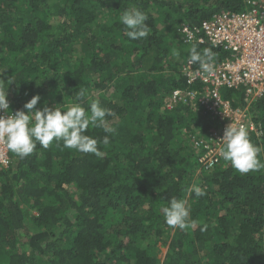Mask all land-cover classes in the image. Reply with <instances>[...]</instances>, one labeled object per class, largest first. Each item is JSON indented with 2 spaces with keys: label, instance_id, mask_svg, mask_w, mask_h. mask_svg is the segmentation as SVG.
Wrapping results in <instances>:
<instances>
[{
  "label": "trees",
  "instance_id": "1",
  "mask_svg": "<svg viewBox=\"0 0 264 264\" xmlns=\"http://www.w3.org/2000/svg\"><path fill=\"white\" fill-rule=\"evenodd\" d=\"M251 6L248 0H0V80L5 88L10 83L9 111L23 110L37 94V108L67 110L83 91L86 114L99 100L111 113L106 125L116 129L99 156L62 141L47 149L37 144L23 159L8 151L10 163L0 164V264H264V171L241 174L221 155L212 169L198 170L201 139L226 121L185 94L167 100L174 89L206 86L186 83L193 45L210 48L215 64L230 56L209 41L185 42L180 28ZM133 7L148 15L145 39L124 35L120 16ZM220 91L245 110L250 140L264 160V95L247 103L243 86ZM86 134L106 135L92 125ZM216 141L217 135L209 144ZM192 184L206 194L188 195ZM172 197L191 208L184 230L164 222L162 209ZM159 242L166 249L158 257Z\"/></svg>",
  "mask_w": 264,
  "mask_h": 264
},
{
  "label": "clouds",
  "instance_id": "2",
  "mask_svg": "<svg viewBox=\"0 0 264 264\" xmlns=\"http://www.w3.org/2000/svg\"><path fill=\"white\" fill-rule=\"evenodd\" d=\"M147 20L148 15L137 7L125 10L120 16V22L125 29L124 35L132 40L147 38L150 34V27L145 23ZM214 59L210 48L201 52L193 45L190 49V62L198 64L209 75L214 72ZM3 82L4 80H0V113H3L0 114V143L20 159L33 154L37 144L47 149L54 141H62L65 148L99 156V145H108L110 135L116 132L115 128L106 125L105 118L111 113L99 100L90 103L91 114H86L85 107L80 103L85 98L83 91L76 94V103L67 110L46 105L37 108L38 102L41 101L37 94L23 105V110L12 113L9 111L10 104L7 99L10 83L5 88ZM90 125L103 128L106 135L102 140L86 134ZM220 140L223 142L219 148L222 158L236 171L241 174L264 171V160L260 158L261 148L251 142L247 125L230 123L225 127ZM200 169L203 168L199 165L198 170ZM187 193L194 194L197 198L206 194L205 190L196 184L190 185ZM162 211L168 227L180 230L189 227L191 208L187 200L172 197ZM207 227L208 225L204 224L201 230H206Z\"/></svg>",
  "mask_w": 264,
  "mask_h": 264
},
{
  "label": "built area",
  "instance_id": "3",
  "mask_svg": "<svg viewBox=\"0 0 264 264\" xmlns=\"http://www.w3.org/2000/svg\"><path fill=\"white\" fill-rule=\"evenodd\" d=\"M248 1L252 3L249 8L241 11L218 12L209 19L201 21L194 28H189L187 25L180 28L185 42L209 41L214 46H222L230 55L215 64L212 75L201 68H193V63L188 60L183 67L186 83L191 84L200 80L206 83V86L203 91L193 90L186 93L174 89L169 98L176 100L185 94L194 106L198 103L205 107L212 117L226 121L219 132L209 133L208 139H201L205 151L198 157V162L200 167L206 170L220 161L219 148L223 144L220 139L225 127L230 123L245 124V110L232 107L230 101L224 99L221 88L243 86L244 100L247 103L264 95V0ZM253 126L250 120L249 127L253 128ZM216 135V146H212L209 142ZM9 162L8 150L0 143V164L7 166Z\"/></svg>",
  "mask_w": 264,
  "mask_h": 264
},
{
  "label": "rangeland",
  "instance_id": "4",
  "mask_svg": "<svg viewBox=\"0 0 264 264\" xmlns=\"http://www.w3.org/2000/svg\"><path fill=\"white\" fill-rule=\"evenodd\" d=\"M167 100H168V102H170L169 98ZM158 245H159V250H160L159 253H158V257H159V256H162L164 254L166 247L162 246L160 244V242L158 243Z\"/></svg>",
  "mask_w": 264,
  "mask_h": 264
}]
</instances>
